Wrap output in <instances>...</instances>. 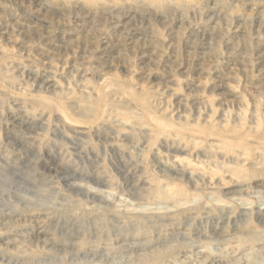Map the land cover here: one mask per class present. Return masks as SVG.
Segmentation results:
<instances>
[{"label":"rangeland","instance_id":"obj_1","mask_svg":"<svg viewBox=\"0 0 264 264\" xmlns=\"http://www.w3.org/2000/svg\"><path fill=\"white\" fill-rule=\"evenodd\" d=\"M0 264H264V0H0Z\"/></svg>","mask_w":264,"mask_h":264},{"label":"bare ground","instance_id":"obj_2","mask_svg":"<svg viewBox=\"0 0 264 264\" xmlns=\"http://www.w3.org/2000/svg\"><path fill=\"white\" fill-rule=\"evenodd\" d=\"M26 2V1H25ZM29 6V5H28ZM51 14H53V13H51ZM28 17V16H27ZM77 17V16H76ZM66 20V19H65ZM113 22V21H112ZM45 23V22H44ZM47 24V23H46ZM97 25V24H96ZM116 25V24H115ZM86 26V25H85ZM21 27H25V26H21ZM79 27V26H78ZM81 27V26H80ZM10 28V27H9ZM84 28V27H83ZM28 29V28H27ZM86 29V28H85ZM6 30V29H5ZM25 30V29H24ZM83 30V29H82ZM39 31V30H38ZM55 32V31H54ZM89 34V33H88ZM100 35V34H99ZM87 36H89V35H87ZM94 36H96V35H94ZM67 42V41H66ZM95 45V44H94ZM77 46V45H76ZM115 47V46H114ZM70 49V48H69ZM50 68V67H49ZM30 71H32V69L30 70ZM52 72V71H51ZM30 73H32V72H30ZM43 74V73H42ZM45 74H48V73H45ZM34 76V75H33ZM45 76V75H44ZM35 79V78H34ZM36 79H37V77H36ZM45 83V82H44ZM50 83H52V82H50ZM56 87V86H55ZM51 90V89H50ZM22 116V115H21ZM115 120V119H114ZM132 131V130H131ZM80 132V131H79ZM83 133V132H82ZM24 147V146H23ZM61 178V177H60ZM79 186V185H78ZM124 250V249H123ZM61 254V253H60ZM95 260V259H94ZM93 261V260H92Z\"/></svg>","mask_w":264,"mask_h":264}]
</instances>
